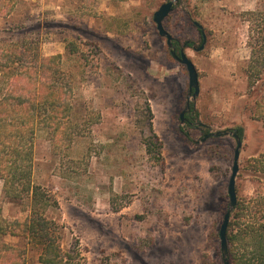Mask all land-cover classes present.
Masks as SVG:
<instances>
[{"label": "rangeland", "instance_id": "1", "mask_svg": "<svg viewBox=\"0 0 264 264\" xmlns=\"http://www.w3.org/2000/svg\"><path fill=\"white\" fill-rule=\"evenodd\" d=\"M169 1L21 0L8 23L0 19V39L21 23L76 83L86 132L56 149L39 136L33 181L57 198L50 215L64 227L63 247L79 246L81 264H223L219 231L237 144L232 136L203 142L209 132L243 128L238 200L258 198L253 214L264 221V181L243 172L264 152V77L249 86L244 17L264 0H180L165 20L179 48L191 43L186 54L199 72L184 122L189 75L153 21ZM195 22L207 38L201 52ZM3 186V216L24 221L28 212L3 201Z\"/></svg>", "mask_w": 264, "mask_h": 264}, {"label": "trees", "instance_id": "2", "mask_svg": "<svg viewBox=\"0 0 264 264\" xmlns=\"http://www.w3.org/2000/svg\"><path fill=\"white\" fill-rule=\"evenodd\" d=\"M20 5L21 0H0V19L10 20ZM244 17L249 24L251 50L245 73L249 86L254 87L264 77V2L244 13ZM26 31L21 23H10L3 30L10 39H0L3 201L21 206L29 214L24 221L8 220L0 207V264H81L79 246L63 247L64 227L50 215L60 208L57 198L36 184L33 177L39 136L46 135L53 149L65 144L72 147L85 134L87 119L76 96L75 80L64 70L62 57L45 56L40 40ZM198 32L203 43L202 32ZM178 44L176 41L179 53ZM193 112L192 109V117ZM149 130L153 140L158 139L152 124ZM236 130L243 141V128ZM154 147V142L148 140L149 154L155 152ZM250 170L259 184L264 181V152L246 162L243 172ZM257 201L258 198L238 200L227 233L230 264H264V221L253 214L259 206Z\"/></svg>", "mask_w": 264, "mask_h": 264}, {"label": "water", "instance_id": "3", "mask_svg": "<svg viewBox=\"0 0 264 264\" xmlns=\"http://www.w3.org/2000/svg\"><path fill=\"white\" fill-rule=\"evenodd\" d=\"M179 1L180 0H172V1L162 4L160 8L154 13L153 21L157 25V30H158L159 35L162 38L166 39V43L170 50L171 56L179 64L186 67L188 75H189V94L187 97L185 109L180 114V119L182 122H184L185 115L191 109V100L193 102L196 101L197 97L200 95L201 87H200L199 72L195 64L193 63V61L186 54V45L182 46L178 53L176 48L174 47V40H175L174 37L170 34L169 31H167V29L164 26L165 20L173 12L175 6L179 3ZM195 25L199 30H201L203 39H204L201 47L196 49L197 52H201L206 47L207 38L204 32L203 26L198 22H195ZM200 126H202V124H200ZM225 136H232L235 139L236 144H237V147L234 152V164L232 168V174H231L229 185H228V195L230 198L229 207L223 217V222L221 224L220 231H219L223 264H230L228 260L229 246H228V240H227V233H228V226H229L232 214L235 211L237 204H238L236 179H237V176L240 170L239 160H240L243 142L238 134V130L236 129H233V130L227 129L223 131L209 132L208 134L204 136L203 142H205L209 138H213V137L220 138V137H225Z\"/></svg>", "mask_w": 264, "mask_h": 264}, {"label": "flooded vegetation", "instance_id": "4", "mask_svg": "<svg viewBox=\"0 0 264 264\" xmlns=\"http://www.w3.org/2000/svg\"><path fill=\"white\" fill-rule=\"evenodd\" d=\"M176 40H174V47L176 48L177 52H178V48L177 46H175ZM180 51V50H179Z\"/></svg>", "mask_w": 264, "mask_h": 264}]
</instances>
